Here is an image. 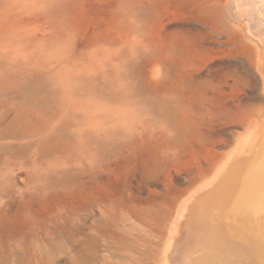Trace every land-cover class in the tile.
Segmentation results:
<instances>
[{"label":"rangeland","instance_id":"rangeland-1","mask_svg":"<svg viewBox=\"0 0 264 264\" xmlns=\"http://www.w3.org/2000/svg\"><path fill=\"white\" fill-rule=\"evenodd\" d=\"M232 1L0 0V264L178 259L264 131V45Z\"/></svg>","mask_w":264,"mask_h":264},{"label":"bare ground","instance_id":"bare-ground-1","mask_svg":"<svg viewBox=\"0 0 264 264\" xmlns=\"http://www.w3.org/2000/svg\"><path fill=\"white\" fill-rule=\"evenodd\" d=\"M243 4H247L252 9L250 18L252 23H250L255 28L249 29L244 26V29L253 36V39L256 37L260 45H264V0L246 2L233 0L227 4L228 13L234 15L239 13L241 17L239 9ZM245 13L248 14V11ZM245 22L243 21L244 24ZM262 51L264 52V46ZM262 130H259L261 134L259 133L260 135L258 134L259 136L252 143L256 147L252 146L251 148H254H250L248 154L247 151L243 152L244 156L247 155L230 166L228 173L225 174L226 177L223 176L224 179L218 181L217 185L213 183L215 186L202 193L203 195L201 194L195 201L189 210V215L187 214L189 217L186 220L184 233L181 234L178 259L173 258L175 253L168 241L166 247L164 246V252L162 251L161 264H264V131ZM216 178L213 182L217 181Z\"/></svg>","mask_w":264,"mask_h":264}]
</instances>
